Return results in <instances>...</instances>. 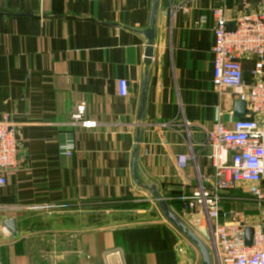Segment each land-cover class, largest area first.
Here are the masks:
<instances>
[{"label":"crops","instance_id":"obj_1","mask_svg":"<svg viewBox=\"0 0 264 264\" xmlns=\"http://www.w3.org/2000/svg\"><path fill=\"white\" fill-rule=\"evenodd\" d=\"M152 2L0 0V122L10 117L20 141L0 188V264H201L133 179L141 84L151 69L137 177L191 225L181 200L214 175L206 134L219 116L229 129L239 119L233 93L213 86L212 12H264V0H160L149 68ZM254 63L242 61L246 85ZM81 103L96 127L71 125ZM67 135L71 159L58 149ZM181 155L193 157L185 169Z\"/></svg>","mask_w":264,"mask_h":264},{"label":"built area","instance_id":"obj_2","mask_svg":"<svg viewBox=\"0 0 264 264\" xmlns=\"http://www.w3.org/2000/svg\"><path fill=\"white\" fill-rule=\"evenodd\" d=\"M247 6L246 0H243ZM215 36L212 47L213 86L223 95L231 91L236 101L247 105V116L238 119L229 129L217 118L207 132L203 147L209 149L207 159L214 175L204 181L199 178L190 197L181 200V216L191 217L190 228L205 224L213 264H264V12L242 13L229 19L225 7L212 12ZM203 24V22H201ZM254 58V82L246 85L242 61ZM122 96L128 95L126 81H120ZM71 125L92 129L96 123L86 119V105L81 103L72 115ZM76 141L65 136L58 149L66 159L76 153ZM20 141L10 117L0 122V188L7 177L19 170ZM193 157H177L180 169H185ZM207 183V184H206ZM242 192L243 198L231 195ZM245 200L257 209L249 215L236 209L224 210L229 202ZM252 229V243L247 244L246 232Z\"/></svg>","mask_w":264,"mask_h":264},{"label":"water","instance_id":"obj_3","mask_svg":"<svg viewBox=\"0 0 264 264\" xmlns=\"http://www.w3.org/2000/svg\"><path fill=\"white\" fill-rule=\"evenodd\" d=\"M160 13V0H153L151 20L147 31L144 33L148 40V48L145 63L149 66L152 65V51L153 45L157 36V23ZM151 78V69L146 70L142 84H141V95L139 103L138 123L135 136V148L132 160V175L137 185L145 190L149 191L153 197V200L159 203V208L163 212L165 218L198 250L201 257V264H213L208 242L210 237L208 235L205 224L197 229V232L193 231L189 225H187L182 219H180L175 213L169 208L166 199L160 195L156 186L142 184L137 177V162L139 156V143L141 140V126L144 124V114L147 103V91L149 88ZM234 116L239 119H243L247 116V105L244 101H236L234 104ZM14 234H16V223L13 220H8L5 223ZM252 229H248L246 232L247 244L252 243Z\"/></svg>","mask_w":264,"mask_h":264},{"label":"rangeland","instance_id":"obj_4","mask_svg":"<svg viewBox=\"0 0 264 264\" xmlns=\"http://www.w3.org/2000/svg\"><path fill=\"white\" fill-rule=\"evenodd\" d=\"M242 192L236 191L234 192L231 196L234 198H243V196L241 195ZM232 209H236L238 211H244L249 215H255L257 212L256 207L254 206L253 203H249L245 200L242 199V201H238V202H229L227 204L224 205V210L228 211V210H232Z\"/></svg>","mask_w":264,"mask_h":264}]
</instances>
